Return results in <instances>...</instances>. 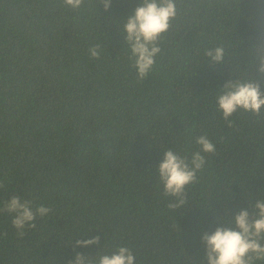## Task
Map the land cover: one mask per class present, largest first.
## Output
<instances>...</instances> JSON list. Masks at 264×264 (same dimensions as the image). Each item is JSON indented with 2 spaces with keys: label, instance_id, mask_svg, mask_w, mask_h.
<instances>
[{
  "label": "trees",
  "instance_id": "1",
  "mask_svg": "<svg viewBox=\"0 0 264 264\" xmlns=\"http://www.w3.org/2000/svg\"><path fill=\"white\" fill-rule=\"evenodd\" d=\"M173 2L139 79L123 25L141 0L108 11L100 0L75 10L0 0V264H69L121 246L135 264H207L203 234L229 220L235 229L264 199V108L225 120L216 103L230 84L264 93V0ZM201 135L215 151L202 153L185 205L169 209L156 168L170 149L190 161ZM13 196L52 211L21 234L3 211ZM95 236L99 245L76 247Z\"/></svg>",
  "mask_w": 264,
  "mask_h": 264
},
{
  "label": "clouds",
  "instance_id": "2",
  "mask_svg": "<svg viewBox=\"0 0 264 264\" xmlns=\"http://www.w3.org/2000/svg\"><path fill=\"white\" fill-rule=\"evenodd\" d=\"M104 10L108 11L112 0H100ZM84 0H64V4L73 10L78 9ZM175 16L173 0H141V3L128 16L123 25L126 33L125 40L130 45L131 58H134V67L139 79L145 78L153 64L154 58L160 49L155 45L157 38L169 27V20ZM99 46L89 49L92 58H99ZM223 49L217 48L207 52L213 63L223 60ZM259 72L264 73V54L258 55ZM226 91L217 98V108L227 120L238 109L259 114L264 108V93L255 82L236 83L226 85ZM199 150L195 151L191 160H187L173 150L163 152V159L156 170L163 192L166 197H172L175 202L169 203V209H178L186 203L185 188L197 179V172L205 165L203 154H212L215 145L206 135L195 139ZM253 215L249 211L241 210L234 217L235 229L231 227H217L211 234L205 232L202 243L206 248L207 264H258L264 262V199L250 203ZM3 211L14 215L13 226L23 234L25 226L35 227L33 223L37 217L47 216L52 209L43 205L33 209L31 201L22 200L20 196L11 197L5 204ZM215 215V213H213ZM216 222L220 220L217 217ZM100 237L81 239L76 241V247L87 248L99 245ZM69 264H135V257L128 247H118L110 254L95 257H86L77 253Z\"/></svg>",
  "mask_w": 264,
  "mask_h": 264
}]
</instances>
